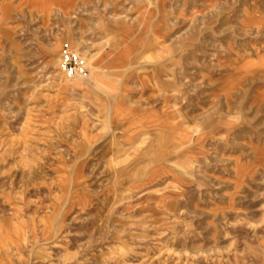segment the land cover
I'll return each instance as SVG.
<instances>
[{
	"label": "rangeland",
	"instance_id": "1",
	"mask_svg": "<svg viewBox=\"0 0 264 264\" xmlns=\"http://www.w3.org/2000/svg\"><path fill=\"white\" fill-rule=\"evenodd\" d=\"M0 264H264V0H0Z\"/></svg>",
	"mask_w": 264,
	"mask_h": 264
},
{
	"label": "built area",
	"instance_id": "2",
	"mask_svg": "<svg viewBox=\"0 0 264 264\" xmlns=\"http://www.w3.org/2000/svg\"><path fill=\"white\" fill-rule=\"evenodd\" d=\"M60 70L68 77L74 78L80 74L84 68V60L79 50L65 48L60 58Z\"/></svg>",
	"mask_w": 264,
	"mask_h": 264
}]
</instances>
